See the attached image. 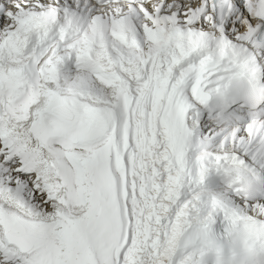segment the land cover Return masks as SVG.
Returning a JSON list of instances; mask_svg holds the SVG:
<instances>
[{
    "label": "snow or ice",
    "instance_id": "obj_1",
    "mask_svg": "<svg viewBox=\"0 0 264 264\" xmlns=\"http://www.w3.org/2000/svg\"><path fill=\"white\" fill-rule=\"evenodd\" d=\"M0 264H264V0H0Z\"/></svg>",
    "mask_w": 264,
    "mask_h": 264
}]
</instances>
